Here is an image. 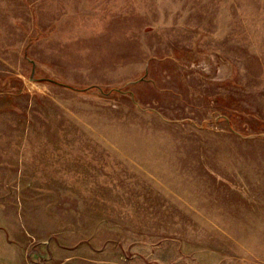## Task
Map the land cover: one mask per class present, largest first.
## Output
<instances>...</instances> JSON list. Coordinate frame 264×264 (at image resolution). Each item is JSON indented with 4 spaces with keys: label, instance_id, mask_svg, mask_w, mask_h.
Returning a JSON list of instances; mask_svg holds the SVG:
<instances>
[{
    "label": "rangeland",
    "instance_id": "1",
    "mask_svg": "<svg viewBox=\"0 0 264 264\" xmlns=\"http://www.w3.org/2000/svg\"><path fill=\"white\" fill-rule=\"evenodd\" d=\"M119 2L0 0V264H264V0Z\"/></svg>",
    "mask_w": 264,
    "mask_h": 264
},
{
    "label": "crops",
    "instance_id": "2",
    "mask_svg": "<svg viewBox=\"0 0 264 264\" xmlns=\"http://www.w3.org/2000/svg\"><path fill=\"white\" fill-rule=\"evenodd\" d=\"M121 2H119L120 4H122L123 2H125V0H120ZM119 6H123V5H119ZM138 22V21H137ZM139 23V22H138ZM113 30V26H112V28H111V30L110 31H107V33L109 32V33H111V32H113L112 31ZM36 64H35V70H36ZM34 73H35V71H34ZM33 73V74H34ZM160 250V249H159ZM150 257H148L147 258V260L149 259ZM67 260H70V259H68V258H66ZM179 259H176V258H174V259H170V257H167V258H165V259H162V258H156L155 260H154V262H153V264H180L179 262H177ZM206 260V259H205ZM149 262H151V261H147V264H149ZM181 262V264H183V261L181 260L180 261ZM205 263H207V261H204ZM204 262H202V261H197L196 263H204ZM111 264H113V262H111ZM212 264H213V262H212Z\"/></svg>",
    "mask_w": 264,
    "mask_h": 264
},
{
    "label": "water",
    "instance_id": "3",
    "mask_svg": "<svg viewBox=\"0 0 264 264\" xmlns=\"http://www.w3.org/2000/svg\"><path fill=\"white\" fill-rule=\"evenodd\" d=\"M29 62H31L32 64V72H31V75H33L34 71H35V63L32 61V60H29ZM57 84V83H55ZM58 85H61L60 83Z\"/></svg>",
    "mask_w": 264,
    "mask_h": 264
}]
</instances>
